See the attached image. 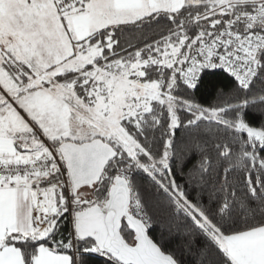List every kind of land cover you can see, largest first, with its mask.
I'll return each instance as SVG.
<instances>
[{"label":"snow or ice","instance_id":"snow-or-ice-1","mask_svg":"<svg viewBox=\"0 0 264 264\" xmlns=\"http://www.w3.org/2000/svg\"><path fill=\"white\" fill-rule=\"evenodd\" d=\"M97 260L264 264V0H0V264Z\"/></svg>","mask_w":264,"mask_h":264},{"label":"trees","instance_id":"trees-1","mask_svg":"<svg viewBox=\"0 0 264 264\" xmlns=\"http://www.w3.org/2000/svg\"><path fill=\"white\" fill-rule=\"evenodd\" d=\"M198 99H200V101L202 103H211L214 100V91L211 87H209L206 91L203 92L202 95L198 96ZM178 136H179V130H178ZM178 179H180V177L178 176ZM95 264H100V261L97 260L95 262Z\"/></svg>","mask_w":264,"mask_h":264}]
</instances>
